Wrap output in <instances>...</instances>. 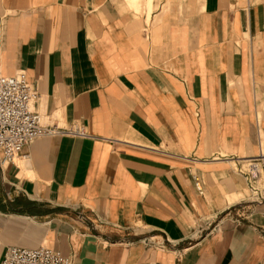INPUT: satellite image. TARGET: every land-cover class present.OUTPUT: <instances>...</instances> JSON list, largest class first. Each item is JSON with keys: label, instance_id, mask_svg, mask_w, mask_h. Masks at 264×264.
Returning <instances> with one entry per match:
<instances>
[{"label": "crops", "instance_id": "obj_1", "mask_svg": "<svg viewBox=\"0 0 264 264\" xmlns=\"http://www.w3.org/2000/svg\"><path fill=\"white\" fill-rule=\"evenodd\" d=\"M16 73L44 124L84 135L0 161V262L264 264L236 171L264 153V0H0Z\"/></svg>", "mask_w": 264, "mask_h": 264}, {"label": "built area", "instance_id": "obj_2", "mask_svg": "<svg viewBox=\"0 0 264 264\" xmlns=\"http://www.w3.org/2000/svg\"><path fill=\"white\" fill-rule=\"evenodd\" d=\"M37 95L22 73L0 76V161L13 164L22 149L34 140L55 134L83 136L82 129H59L44 124L34 111ZM247 186L243 204L264 206V153L241 158L236 167ZM198 185V184H197ZM196 185V186H197ZM198 189L200 187L198 186ZM0 264H73L59 252L44 247L8 248Z\"/></svg>", "mask_w": 264, "mask_h": 264}]
</instances>
